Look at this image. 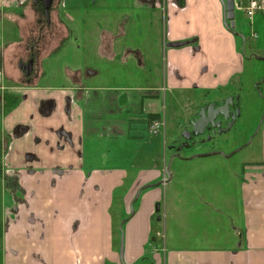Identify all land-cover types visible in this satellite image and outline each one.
Segmentation results:
<instances>
[{
	"label": "crops",
	"instance_id": "crops-1",
	"mask_svg": "<svg viewBox=\"0 0 264 264\" xmlns=\"http://www.w3.org/2000/svg\"><path fill=\"white\" fill-rule=\"evenodd\" d=\"M89 1L61 0L60 16L70 28L68 43L56 49H62L56 56L43 59L41 53L30 78L38 84L21 85L13 79L20 75L23 61H17V51L26 42L20 27L18 32L5 20H16L34 0H0V102L7 91H23L33 107L30 115L39 122V127L20 128L25 137L34 132L35 149L27 148L17 165L9 164L26 174L23 187L32 212L27 204L8 224L5 264H264V113L259 138L262 155L257 161L262 164L244 170L240 200L227 203L240 207L242 222L221 242L211 240V234L187 237L185 210L197 206L198 200L191 197V190L178 187L181 174L168 177L170 163L166 164L163 153L170 116L181 113L187 98L178 91L197 87L215 98L247 99L256 91L247 92L252 85L246 82L238 34L227 27L226 0H175L164 10L151 0H118L108 5L94 0L89 5ZM84 7L96 10L95 14L86 15ZM157 8L162 12L153 27L154 46L160 50L162 45V60L175 68L170 71L174 76H169L164 67L162 80L153 82L146 74L141 78L138 69L146 66L152 50L149 25L154 20L149 17ZM96 15L101 25L88 26L86 16L94 20ZM250 28L256 39L251 49L258 53L254 63L260 67L264 16L256 15ZM174 42L186 44L168 46ZM86 48L112 67H93ZM9 55L16 60L14 78ZM177 67L180 73L175 77ZM262 72L264 78V65ZM155 121L162 123L157 132L152 131ZM159 131L163 145L148 137ZM251 169L258 172L256 181H251ZM145 184L155 185L135 200ZM157 202L162 230L153 232ZM199 206L218 204L203 198ZM33 215L38 218L37 229L29 232Z\"/></svg>",
	"mask_w": 264,
	"mask_h": 264
},
{
	"label": "rangeland",
	"instance_id": "rangeland-1",
	"mask_svg": "<svg viewBox=\"0 0 264 264\" xmlns=\"http://www.w3.org/2000/svg\"><path fill=\"white\" fill-rule=\"evenodd\" d=\"M91 1L92 0L89 1V5ZM94 1H103L108 5V2L116 4L118 0ZM151 2H153L154 6H163V10L167 3L174 5L173 0H151ZM33 4H36V6L34 7ZM96 6L97 8L101 7L99 3H96ZM36 7H38V3L32 2L30 7H28L27 12L17 15L16 20L10 19L11 22L5 20L7 24H14L13 26L16 27V30L18 29V32L20 27V37L22 38V41L24 40L26 42V47L24 48L23 46L21 48L22 51H17L19 55L17 57L18 62L19 59L22 58L23 60H28L30 57H38L35 53L36 49L40 52L39 58L41 53H44V55L46 54L43 59L56 56L62 49H60L59 52L57 50V53H54L51 56L47 55L58 46H65L68 43L67 39H63V34H66L65 26H67V24L64 21H60L59 18L60 12L63 10L61 0H57L55 7L52 8L51 12L54 17L52 26L46 27L42 31L39 23L36 22L37 17L40 16ZM126 10V7L121 9L122 12ZM84 12L86 15L90 16L92 14L93 16L96 10L91 11L85 9ZM161 12L162 8L151 10L149 21H151V16L152 20H154V23L149 25L151 29L150 43L152 42V50L150 55H147L146 66L139 67L138 69L141 78H145L144 74H146L147 79L153 82L162 80L165 75L164 67H166L167 73L170 74L169 76H174L170 71L175 68V65L172 64V62L162 60V45H160V50L154 46L155 35L153 27H155V23L160 18L158 14L161 15ZM6 17H8V15H6ZM97 20H100L97 15L94 20L92 17L88 18L86 16V24H88V26L90 24L91 26H100L101 23ZM234 20L236 26L233 32L238 34L237 38L239 39L240 53L244 56L246 62V82L252 85L251 89L247 90V92L253 90L256 91L250 94V99L245 97L239 99L238 106L240 108V115L236 118L231 128L227 131L219 132L220 134H215L211 140H202L199 138L200 135L194 136L195 140L190 143V146L188 148H183L180 152L178 151L180 156L172 159V153L177 151L178 146L183 141V129L186 128L188 130L191 128L190 120L197 115L198 109L203 104H206L205 106H207V103H215L216 105L217 102L214 101H220L223 103L226 98H215L214 95H209L208 92L201 93L204 89L199 90L197 87L195 89L196 91H178V95L187 96V98L182 102L185 105L180 109L181 113L172 114V116H170L171 125L168 127L170 133L168 134L167 131V138L165 140L166 146L163 147L166 164L170 163L169 167L171 176L181 174L177 180L178 187L191 190L194 194L191 195V197L198 200L197 203H195L197 206H187L188 209L185 210V219L188 223L185 230L189 239L199 238L201 236L204 237L207 234H211L213 235L211 240L221 242L229 237V234L233 231L234 225L238 226L242 222V216L239 206H227V203L232 199L235 201L240 200L239 188L242 177L244 176V170L248 167L255 165L259 166L262 164L257 161L261 159L262 155L259 138L262 130L261 125L264 113V103L262 99L264 96V85L262 84L264 79L262 67L264 64L260 63L259 67L254 63L257 60L258 53L255 51L257 50L256 48L255 50L251 49V47L254 48V46H256V39L251 34L250 20L240 11H236ZM166 21V18H164L165 25ZM43 23L45 24V22ZM21 27L24 30V33L21 31ZM41 33L42 38H40ZM243 35H246L247 40H244ZM57 37H59L58 42L55 41L57 40ZM36 42H40L39 46ZM31 46L34 47L33 50L31 49ZM43 47H45V49H43ZM86 50L89 49L86 48ZM14 58V56H12V58L10 55L8 56L11 78H14L18 74L17 71L16 75L13 76L12 70L16 69L14 67L16 65V60H14ZM88 58L93 67H104L102 68L103 70H109L112 67L111 63L106 64L97 56L94 57L91 51L89 52ZM36 61H38L37 58ZM122 69L124 70V67ZM201 70L205 72L206 68L202 66ZM136 71L137 68H135V72ZM22 73L24 75V72L20 71V75L13 79L14 83L18 82L19 77H22ZM178 73H180V71L177 67L175 77H177ZM92 80H97V77H94ZM170 87H173L172 83L168 88ZM169 92L170 90L166 93V96H168ZM174 92L176 94V91ZM32 108L31 102H27L24 99L23 91H7L3 101L0 102V264H5L4 256H7V253L9 252L8 246L5 244L7 234L5 233V230L10 221L14 222L17 219L21 208H26L25 206L28 204L25 195L26 191L23 187L26 182V174L24 172H19L16 167L10 166L11 164L17 165V162L24 155V151L27 148H34L32 145L34 143V132L31 131V134L25 137L23 136V132L20 131V128H24L27 124L39 127L38 118H35L34 115H30L33 112ZM156 123L158 126L155 125L154 128H152L153 132H157L159 126L162 127V123L157 121ZM5 129L7 131H5ZM11 131L14 134L10 133ZM148 137L154 141L160 140L161 145L164 144V136L160 131L157 134L149 133ZM8 144H11L10 149H7ZM211 151L220 152L206 157L196 156V154ZM230 153H232V155L227 157L226 154ZM170 159H172L171 162ZM4 165H6L7 171L5 170ZM251 170V181H256L255 176L258 175V172L253 169ZM28 179L29 178L27 177V181ZM253 186L250 187L252 188ZM148 189L150 188L144 190L146 191ZM199 190H203L204 196L199 194ZM203 198H207L211 203L218 204V206H199L200 199ZM247 203L249 204V202ZM160 205L161 204L157 202L155 206L154 224L152 225L153 232H157L158 229L162 230L163 215H161V212L159 211L161 207ZM28 206V209L31 211L30 200ZM115 210L118 212L119 206H115ZM133 212L134 211L131 210V214ZM178 218L179 217L177 216V219ZM37 219L36 216H32V222L27 227L29 232L36 231L38 223ZM12 253L11 255H13Z\"/></svg>",
	"mask_w": 264,
	"mask_h": 264
},
{
	"label": "water",
	"instance_id": "water-1",
	"mask_svg": "<svg viewBox=\"0 0 264 264\" xmlns=\"http://www.w3.org/2000/svg\"><path fill=\"white\" fill-rule=\"evenodd\" d=\"M53 0H44V5L46 7L45 13L47 16L48 21L50 20V13H49V9L51 7ZM224 5H225V17L226 20L228 19L230 21V23H227V27H229L230 30H234L236 24H235V12H234V0H226L224 1ZM186 42H174V43H170L168 44L169 47H180L185 45ZM20 67L22 69H26L27 72L29 73V71L33 68V59L29 61L28 64H25L23 61H21L20 63ZM232 104V98H227L224 102V104L219 105L217 107H215V103H211L208 104L207 106H204L201 108L200 110V118L196 119L193 122V130L192 131H184V136H186V138H191L192 136H197V135H201L204 133V129L205 127L209 124V123H213L215 121V119L219 116V115H223L226 118L229 117L230 114V105ZM208 109V112L206 114V110ZM240 115V108H237L236 112L233 114L232 118V122L228 125L227 128L224 129H220L219 132H223V131H227L229 128L232 127L234 121L236 120V118ZM221 120L219 119L216 123V126H218L220 124ZM220 151H211V152H205V153H199L196 154V156L198 157H206V156H210V155H214L219 153ZM232 153L230 154H226L227 157L231 156ZM169 170V169H168ZM168 177L170 178V173L168 175ZM155 184H147L142 186L138 192L137 195L135 197V199H137L140 195V193L142 192V190L152 187ZM123 241V238H122ZM123 247L124 244H121V258H123Z\"/></svg>",
	"mask_w": 264,
	"mask_h": 264
},
{
	"label": "flooded vegetation",
	"instance_id": "flooded-vegetation-1",
	"mask_svg": "<svg viewBox=\"0 0 264 264\" xmlns=\"http://www.w3.org/2000/svg\"><path fill=\"white\" fill-rule=\"evenodd\" d=\"M34 2H37V3L40 5V7H43V8H44V13H45L46 7H45V5H44V0H34ZM173 2H174V4L176 3L175 0H173ZM55 3H57V0H53V2H52V4H51V7H50V9H49V13H52L51 11H52V8L55 7ZM45 16H46V13H45ZM46 18H47V16H46ZM50 18H51V17H50ZM47 21H48V19H47ZM50 22H51V21L49 20L48 23H50ZM32 59H33V68L29 71V73L27 72L26 69H22V68L20 67V63H21V62H19V69H20L21 71H23V72L25 73L26 76H28V77H30V78H32V76H33V74H34V72H35V71H34V66H35V64H36V58H35V57H30L28 60H23V62H24L25 64H28L29 61L32 60ZM229 97H233V103L230 105V114H229V117L226 118V117L223 116V115L218 116V117L215 119V121H214L213 123H209V124L205 127V129H204V133H203V134H201L200 136L197 135V136H199L200 139H202V140H204V139H209V140H211L212 137H214L215 134H220V133H219V130H220V129L227 128L228 125L232 122V120H233L232 116H233V114L235 113V111L237 110V108H239V106H238V101H240L239 99H241V96H240V95H233V96H229ZM229 97H226L225 100H226L227 98H229ZM214 102H217L216 105H215V107L224 104V102L222 103V102H220V101H214ZM205 105H206V104H203V105L198 109V111H197V115L194 116L193 119L190 120V122H191V128L188 129L189 131H192V130H193V126H194V125H193V122H194L196 119L200 118V109H201L202 107H204ZM207 105H208V103H207ZM207 112H208V109L206 110V114H207ZM219 119L221 120V122H220V124H219L218 126H216V123H217V121H218ZM233 124H234V123H233ZM185 129H186V128H184L183 131H185ZM188 130L186 129V131H188ZM205 135H206V136H205ZM195 138H196V137H195ZM194 140H195V139H194V136H192V137L189 138V139H187L186 137L183 136V141H182L181 144L178 146L177 151H175V152L172 153V154H173V155H172V157H173L172 159L176 158L177 156H180V155H179V154H180L179 152L182 151V149L185 148V147L188 148V147L190 146V143L193 142ZM178 151H179V152H178ZM172 159H171V160H172Z\"/></svg>",
	"mask_w": 264,
	"mask_h": 264
},
{
	"label": "trees",
	"instance_id": "trees-1",
	"mask_svg": "<svg viewBox=\"0 0 264 264\" xmlns=\"http://www.w3.org/2000/svg\"><path fill=\"white\" fill-rule=\"evenodd\" d=\"M34 5V7L36 6V4H33ZM36 9H37V11H39V13H40V16H38L37 17V19H36V22L37 23H39V25H40V29H41V31L42 30H44L46 27H50V26H52V24H53V22H54V17H53V15H52V13H50V17H51V22L50 23H48V21H47V18H46V16H45V13H44V8L43 7H40V5L38 4V7H36ZM56 15H57V11H56ZM59 18H60V21H63V19L60 17V15H59ZM43 22H45V24L43 23ZM65 30H66V34H63V36H64V40L65 39H67V37L69 36V34H70V28L68 27V26H65ZM60 37V36H59ZM58 37V38H59ZM40 38H42V33H41V35H40ZM22 39V38H21ZM36 43H38V46H39V43L40 42H36ZM61 46V45H60ZM26 47V46H25ZM24 47V48H25ZM59 48V46L56 48V49H58ZM43 49H45V47H43ZM53 50L51 53H48L49 55H47V56H51V55H53L54 53H57L56 51L57 50ZM58 52H59V50H58ZM35 53L36 54H38V50L36 49V51H35ZM46 55V54H45ZM37 58V60L39 61V60H41L42 58L40 57L39 58V56L38 57H36ZM22 80H18V84L19 83H21V85H30V84H35V83H37L36 82V80H34L33 81V79H30V77H28V76H26L25 75V73H24V75H23V73H22ZM30 79V80H29ZM39 83V82H38ZM37 83V84H38ZM36 84V85H37ZM82 96L83 95H81L80 97H81V99H82ZM153 117H156V116H152V118ZM143 191H145V190H143ZM120 231L122 232V231H124V227L122 226V228H120Z\"/></svg>",
	"mask_w": 264,
	"mask_h": 264
},
{
	"label": "built area",
	"instance_id": "built-area-1",
	"mask_svg": "<svg viewBox=\"0 0 264 264\" xmlns=\"http://www.w3.org/2000/svg\"><path fill=\"white\" fill-rule=\"evenodd\" d=\"M235 9L242 12L248 19L256 15H264V0H234ZM158 126L155 122L152 126Z\"/></svg>",
	"mask_w": 264,
	"mask_h": 264
},
{
	"label": "bare ground",
	"instance_id": "bare-ground-1",
	"mask_svg": "<svg viewBox=\"0 0 264 264\" xmlns=\"http://www.w3.org/2000/svg\"><path fill=\"white\" fill-rule=\"evenodd\" d=\"M236 11H237V10L235 9V4H234V12L236 13ZM263 16H264V15H263ZM254 17H255V16H254ZM254 17H253V18H254ZM253 18H252V19H253ZM50 19H51V18H50ZM252 19H251V20L249 19L250 22L252 21ZM227 23H230V21H229L228 19H227ZM228 28H229V27H228ZM229 98H232V103H233V97H229ZM155 122H156V121H155ZM162 182H164V181H162ZM162 182H159V183H156V184H161ZM149 188H150V187H149ZM142 191H143V190H142ZM140 194H141V193H140ZM139 196H140V195H139ZM138 198H139V197H138ZM138 198H137V199H138ZM135 200H136V199H135Z\"/></svg>",
	"mask_w": 264,
	"mask_h": 264
}]
</instances>
